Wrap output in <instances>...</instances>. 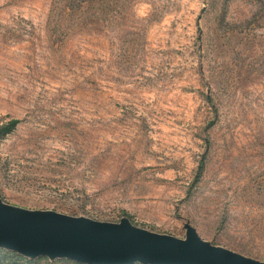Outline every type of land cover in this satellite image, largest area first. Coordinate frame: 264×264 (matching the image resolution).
<instances>
[{"label": "rangeland", "instance_id": "1", "mask_svg": "<svg viewBox=\"0 0 264 264\" xmlns=\"http://www.w3.org/2000/svg\"><path fill=\"white\" fill-rule=\"evenodd\" d=\"M10 117L3 202L264 263V0H0ZM81 261L0 242V264Z\"/></svg>", "mask_w": 264, "mask_h": 264}, {"label": "water", "instance_id": "2", "mask_svg": "<svg viewBox=\"0 0 264 264\" xmlns=\"http://www.w3.org/2000/svg\"><path fill=\"white\" fill-rule=\"evenodd\" d=\"M0 242L24 251L66 256L95 264H264L220 249L188 229L181 239L121 222L30 210L0 199Z\"/></svg>", "mask_w": 264, "mask_h": 264}, {"label": "trees", "instance_id": "3", "mask_svg": "<svg viewBox=\"0 0 264 264\" xmlns=\"http://www.w3.org/2000/svg\"><path fill=\"white\" fill-rule=\"evenodd\" d=\"M18 121H19V118H17V117H10V118L2 121L0 123V133H5V132H8L11 129H13ZM202 163H203V160L201 159L200 163L198 165V170L195 174V178H197L200 175V172H201V169L203 166ZM80 263L86 264L85 262L83 263V261H81Z\"/></svg>", "mask_w": 264, "mask_h": 264}]
</instances>
